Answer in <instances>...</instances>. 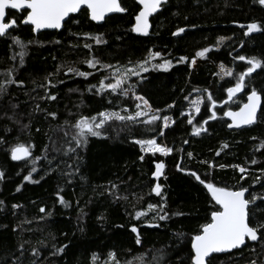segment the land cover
I'll return each instance as SVG.
<instances>
[{
    "label": "trees",
    "instance_id": "obj_1",
    "mask_svg": "<svg viewBox=\"0 0 264 264\" xmlns=\"http://www.w3.org/2000/svg\"><path fill=\"white\" fill-rule=\"evenodd\" d=\"M121 6L125 13L107 18L102 25L90 22L82 10L60 32L37 36L22 25L26 12L8 13V20L15 18L17 25L9 36L0 38V84L5 89L0 91V264L22 252L30 254L32 264H191L192 237L218 207L207 188L190 174L193 171L218 187L248 189L246 197H256L249 206L253 226L264 222V114L260 111L256 125L240 131H229L224 117L225 111L244 104L253 88L264 107V68L246 77V87L231 100L226 92L250 66L235 57L264 62V6L257 0H168L151 19L148 37L133 34L139 11L135 1L122 0ZM252 22L261 30L245 36ZM178 28L185 31L173 36ZM11 36L26 45L23 63ZM221 37L230 41L218 47ZM204 48L209 51L196 57ZM150 52L161 56L150 58ZM164 59L172 61L167 70L153 67ZM87 60H93L95 67H89ZM143 60H149L148 70L129 74L126 86L144 97L154 113L136 121H107L101 136H88L86 144L77 146L73 126L81 116H96L98 122L101 111H136L132 96L99 90L100 81L107 85L112 75ZM219 64L232 69L234 77L219 81ZM69 68L91 74L81 77ZM9 80L15 82L6 83ZM209 94L216 101V117L211 120ZM196 97L202 98V105L189 124L184 113ZM153 114L166 115L173 124L164 129L162 119L144 123ZM201 125L206 131L193 134L194 127ZM151 138L173 151L167 156L142 153L134 141ZM17 144L28 147L31 156L13 161L10 151ZM74 154L83 159L84 185L57 193L61 180L56 173L38 177ZM155 162L165 165L158 178L152 175ZM234 165L246 171L242 174ZM30 172L31 179L25 181ZM157 183L163 199L151 191ZM137 212L143 215L136 218ZM252 261L264 264V240L259 234L256 242L246 240L239 250L211 257V264Z\"/></svg>",
    "mask_w": 264,
    "mask_h": 264
},
{
    "label": "snow or ice",
    "instance_id": "obj_2",
    "mask_svg": "<svg viewBox=\"0 0 264 264\" xmlns=\"http://www.w3.org/2000/svg\"><path fill=\"white\" fill-rule=\"evenodd\" d=\"M164 0H138V4L141 5V10L135 16V24L132 27V31L136 33H141L144 35L148 34V29L150 27L149 24V16L152 13H155L158 8L162 5ZM257 2L264 6V0H257ZM6 9L18 10L21 12H26V16H24L21 21L24 24L31 25L32 31L38 32L42 29H60L62 27V22L65 21L66 18H70V14L78 13L79 11L86 9L88 17L92 21H102L105 19L106 14L114 13V12H125L126 9L121 6L119 0H0V37L9 36L10 29L17 25V20L15 18L5 22L6 17ZM241 27H244L243 25ZM247 30L244 32L245 36H248L250 33L255 31H260L261 26L256 22L249 23L246 26ZM185 31L184 28H178L176 32H173L172 35L176 36ZM13 43L21 49L18 55L21 57V63H23V56L25 54L26 45L25 43L17 36H11ZM224 38L221 37L220 40ZM101 41L98 39L97 43ZM28 43H31L29 41ZM58 43V41H57ZM85 47H90L85 44ZM209 51L208 48H204L201 51H197L196 57H203L205 53ZM160 52H150V58L160 57ZM185 57H180V61L185 60ZM240 61H246L249 67L246 68L245 71H242L236 77V83L233 87H228L226 89L229 100H231L237 93L241 92L245 87V79L249 77L257 68H264V62L256 57H246L243 55H238L235 57ZM99 61H97L98 63ZM179 62V61H178ZM193 63H195V58H193ZM86 63L89 67H95V63L93 60H87ZM149 60H143L137 62V64L131 68L127 69V73L130 75H139L140 72L147 71V64ZM172 61L169 59H164L162 63H158L153 65L154 68H161L167 70L171 67ZM69 72H73L74 74L87 77L91 73L82 72L78 69L69 68ZM10 74V73H9ZM226 75H233L231 70L226 72ZM107 79V77H105ZM15 81H6V83H14ZM125 81L122 78H117L115 83H108L105 85L104 79L100 81V89L104 88L111 89L113 92L116 91L117 88H120L121 84ZM22 83V82H19ZM4 85L0 84V91H3ZM49 99H56L55 96H49ZM138 100L143 101V105L145 108L151 110V106L149 102L144 99V97H136ZM185 99H188L185 97ZM208 101L211 102V107L209 111L212 112V115L208 117L209 120L215 119L216 113L213 109L216 106V101L213 99L212 95L209 94L207 97ZM197 106L195 111L197 113L200 112L199 101L194 102ZM140 105H137L139 108ZM168 107H172L169 105ZM258 109H260L261 114H264V107L261 105V95L258 94V91L253 88V90L247 95V102L244 103L238 111H225L224 116L229 117L232 121L231 124L228 125L229 128L232 127H241L242 125H252L257 122L258 119ZM156 113L160 112V109L155 110ZM53 117H55V113H50ZM101 119L97 122V117H86L81 116L73 126L77 129V132L73 136V140H75L77 146L81 144L87 143V137L93 136L98 137L102 135L100 131L107 121L115 118L119 121H136L138 117L141 115H147L146 112L137 111L135 115L131 116H122L118 112H106L101 111L97 114ZM163 120V128L169 127V117L168 116H159L156 114L151 115L150 119L144 121L146 124H154L157 120ZM188 123L192 124L193 119L189 117ZM207 123V120L204 121ZM206 131L201 127L193 129V134L199 135L201 131ZM160 135H164L163 129L160 130ZM136 144L140 145V149L142 153H151L155 155L156 153H160L161 155L167 156L169 155L173 149L158 143L155 138L151 139H138L134 141ZM187 143V141H185ZM224 147H227L225 144ZM11 159L13 161H18L25 159L31 156V152L29 148L24 144H17L16 146L11 148L10 151ZM191 157L192 153H188ZM219 155V153H217ZM38 159V158H37ZM141 160L144 159V156L141 155ZM252 163L255 164L256 161L252 160ZM165 165L163 162H155V171L152 173L153 177H159L163 174V169ZM179 167V165H178ZM224 167V165H221ZM240 173H244L246 171L245 168L240 167L239 165H234ZM32 172L36 171L35 167L32 168ZM192 176L196 178L201 184H203L208 192L211 194V198L214 201L215 205L218 207L211 211V217L209 222H206L200 226V230L196 235L192 237L191 240V255L190 261L191 264H211V255L213 253H221L225 251H230L232 249H239L242 245L246 246V240L248 241H257L258 234L259 238L264 240V222L257 221L253 226L251 220V209L250 205L256 200L255 196L246 197V193L248 189L243 186H239L237 188L231 187H218L212 182H205V180L201 179L196 172L190 173ZM3 176V173H0V177ZM31 179V172L29 175L24 176V180L28 181ZM241 180L244 179V176L241 175ZM260 178L257 177V180ZM113 188L116 185H112ZM162 186L157 183L151 189L153 193L158 196L162 195ZM19 191V188L17 189ZM60 202L64 203L67 207L66 202L63 200V197H60ZM0 203H3L0 201ZM15 207V206H14ZM155 205H149V208H154ZM161 208L164 206L161 205ZM45 209L41 208V212H44ZM143 213L137 212L136 218H139ZM167 213L164 215H160L159 219L164 220ZM131 231L133 233H137L136 242L139 244L140 236L138 233V229L135 225L131 227ZM58 251H63V248L58 249ZM112 255V254H110ZM162 258V257H161ZM206 258H208L206 262ZM251 264H256V261H252Z\"/></svg>",
    "mask_w": 264,
    "mask_h": 264
},
{
    "label": "rangeland",
    "instance_id": "obj_3",
    "mask_svg": "<svg viewBox=\"0 0 264 264\" xmlns=\"http://www.w3.org/2000/svg\"><path fill=\"white\" fill-rule=\"evenodd\" d=\"M229 41H230V38H224L223 40L218 39L217 45H218V47H222ZM196 64H197L196 61H195V63H192V67H194ZM228 70H231L233 73L232 69H229V68L223 66L222 64L217 65V74H218V80L219 81H224L226 79H232L234 77V75H231V76L226 75V72ZM128 75L129 74L127 73L126 70H122V71L118 72L117 74L112 75V77H111L112 82L111 83H115L117 78L124 79L125 82L123 84H121L120 88L116 89L115 93H119V94L125 95V96H132L137 101L136 102V109H135L136 111L134 113H131V114H129L127 112H118V113L122 116L135 115V113L137 111L146 112L147 115L154 113V111L152 109L149 110V109L144 107L142 100L136 99V97H140V96H137L135 94V90L132 87L126 86ZM196 101H199V105H198L199 108L202 105L203 100L201 97L194 98L184 113V115H186L188 119H189V117H191L194 120L198 114L195 111V108L197 105L194 102H196ZM137 105H140V107L137 108ZM109 113H111V112H109ZM147 115H141L136 120H138L142 117H145ZM113 119H115V118H113ZM163 124H164V121H163ZM172 124H173V121L170 118L169 119V127ZM138 146L140 147V145H138ZM157 154H160V153H157ZM47 173H56L57 176L59 177V179L61 180V186L57 189V191H56L57 193H62L64 191L75 188L77 186L84 185L86 183V180H87L86 179L85 166L83 163L82 156L80 154H74L73 156H71L70 158H68L66 160L57 162L50 169L39 174L38 177H41L42 175L47 174ZM210 196H211V194H210ZM6 264H32L31 256L28 252H22L18 257H16L15 259H13L12 261H10ZM42 264H50V263L45 262Z\"/></svg>",
    "mask_w": 264,
    "mask_h": 264
},
{
    "label": "water",
    "instance_id": "obj_4",
    "mask_svg": "<svg viewBox=\"0 0 264 264\" xmlns=\"http://www.w3.org/2000/svg\"><path fill=\"white\" fill-rule=\"evenodd\" d=\"M121 1L122 0H119V2L121 3ZM135 1V3H136V5L139 7V11L141 10V5H139L138 4V0H134ZM168 2V0H164V2L162 3V5L158 8V10L155 12V13H152L150 16H149V24H150V27H149V29H148V34L147 35H144V34H141V33H136V32H133V34L135 35V36H137V37H148L149 35H150V31H151V19L156 15V14H158V12L160 11V9H161V7L164 5V4H166ZM83 10H85L86 11V9H83ZM82 11V10H81ZM139 11H138V13H139ZM8 12H12V13H20L21 11H18V10H13V9H6V17H5V22H7V13ZM80 12V11H79ZM78 12V13H79ZM78 13H74V14H70V17L71 16H76ZM125 12H114V13H109V14H106V17H105V19L104 20H102V21H99V22H97V21H92L89 17V20H90V22H92L93 24H95V25H102L103 24V22L107 19V18H109V17H111V16H115V15H123ZM137 13V14H138ZM27 14V13H26ZM68 19L69 18H66L65 19V21L64 22H62V27L60 28V29H42V30H40V31H38V32H33V34L35 35V36H37L38 34H40V33H43V32H60L62 29H63V26H64V24L68 21ZM9 21V20H8ZM135 18H134V24H135ZM133 24V25H134ZM22 25L23 26H27V27H30L31 29H32V26L31 25H27V24H24V23H22ZM14 28V27H13ZM12 29V28H11ZM10 29V30H11ZM9 30V31H10ZM0 38H2V37H0ZM249 94V93H248ZM247 94V95H248ZM259 94V93H258ZM247 102V96H246V100H245V102L244 103H246ZM243 105V104H242ZM241 105V106H242ZM261 105H262V97H261ZM240 106V107H241ZM239 107V108H240ZM239 108L237 109V110H231V111H233V112H235V111H238L239 110ZM259 113H260V109H258V116H259ZM225 117V120L227 121V123H228V125L229 124H231L232 123V121H231V119L229 118V117H226V116H224ZM256 123L257 122H255L254 124H252V125H242L241 127H239V128H237V127H232V128H229L228 126H227V129L229 130V131H240V130H244V129H248V128H251V127H253V126H255L256 125ZM26 159V158H25ZM24 159H22V160H18V161H16V162H19V161H23ZM246 195H247V193H246ZM249 242H251V243H253V242H256V241H249ZM243 247V245L239 248V249H241ZM239 249H232V250H230V251H225V252H221V253H213V254H210L211 255V257L212 256H215V255H225V254H229V253H231V252H233V251H235V250H239ZM207 260H208V258H206V262H207Z\"/></svg>",
    "mask_w": 264,
    "mask_h": 264
},
{
    "label": "flooded vegetation",
    "instance_id": "obj_5",
    "mask_svg": "<svg viewBox=\"0 0 264 264\" xmlns=\"http://www.w3.org/2000/svg\"><path fill=\"white\" fill-rule=\"evenodd\" d=\"M9 13V12H8ZM8 13H7V16H8ZM7 21H8V17H7Z\"/></svg>",
    "mask_w": 264,
    "mask_h": 264
}]
</instances>
